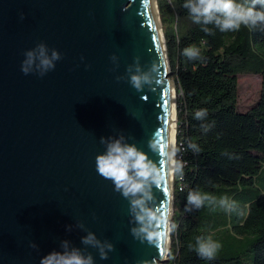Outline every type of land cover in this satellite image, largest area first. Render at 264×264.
Instances as JSON below:
<instances>
[{
    "label": "water",
    "instance_id": "water-1",
    "mask_svg": "<svg viewBox=\"0 0 264 264\" xmlns=\"http://www.w3.org/2000/svg\"><path fill=\"white\" fill-rule=\"evenodd\" d=\"M38 45L60 55L42 76ZM28 51L37 59L24 74ZM163 67L149 0H0V264L65 248L92 264L168 260ZM102 138L142 150L156 183L127 198L115 190L96 170ZM89 233L98 246L82 242Z\"/></svg>",
    "mask_w": 264,
    "mask_h": 264
},
{
    "label": "trees",
    "instance_id": "trees-1",
    "mask_svg": "<svg viewBox=\"0 0 264 264\" xmlns=\"http://www.w3.org/2000/svg\"><path fill=\"white\" fill-rule=\"evenodd\" d=\"M186 3L157 1L179 95L170 255L164 264H264V23L221 32L214 21L195 22ZM237 3L247 8L254 0ZM188 47L199 49V56H185ZM239 74L261 77L259 98L244 111L238 107ZM200 109L207 112L197 119ZM195 191L214 200L197 208L187 200ZM221 197L234 201V209L221 207ZM197 237L220 245L215 258L198 256Z\"/></svg>",
    "mask_w": 264,
    "mask_h": 264
},
{
    "label": "clouds",
    "instance_id": "clouds-1",
    "mask_svg": "<svg viewBox=\"0 0 264 264\" xmlns=\"http://www.w3.org/2000/svg\"><path fill=\"white\" fill-rule=\"evenodd\" d=\"M255 3H259L264 9V0H254L252 7H244L237 3V0H187L184 5L187 7L195 22L199 23L201 20L205 24L215 22L221 32H231L238 30L243 24L244 26H255L257 22L264 23V10H256ZM207 31V29H205ZM39 48V64L37 70L39 75H44L47 71L55 67L54 61L60 59L58 52L53 50L51 57L44 54V46L38 45ZM183 54L190 59H195L199 56V49L195 47L185 48ZM26 59L21 63V71L28 74L29 68L27 65L34 64L37 57L33 51L26 52ZM132 84L139 88L140 80L137 77H132ZM206 109H200L195 113L197 119H201L206 115ZM121 139H112L105 142L102 138L101 142L106 144L105 151L98 153L95 157L96 170L100 176L111 180L115 190L120 191L121 194L127 198L130 195L136 196L138 193H143L145 184L152 180L154 175V165L148 156L136 146L122 143ZM196 148V145H190ZM152 183H156L152 180ZM214 200L207 194H202L199 191L190 192L187 200L189 204L195 205L197 208L204 204L205 200ZM134 206L141 203L140 200L133 202ZM219 204L225 210L231 211L234 209L235 202L229 201L227 197H221ZM153 222L155 217L151 218ZM143 223V220H141ZM164 225L159 226L163 229ZM144 238L152 243L156 241V237H148L145 232ZM83 243L98 246L99 241L89 233L83 238ZM220 245L207 237H197L194 250L201 258L211 260L215 258L217 250ZM101 258L106 256L101 249ZM40 264H92L90 255H83L78 249L63 251H52L44 256Z\"/></svg>",
    "mask_w": 264,
    "mask_h": 264
},
{
    "label": "bare ground",
    "instance_id": "bare-ground-1",
    "mask_svg": "<svg viewBox=\"0 0 264 264\" xmlns=\"http://www.w3.org/2000/svg\"><path fill=\"white\" fill-rule=\"evenodd\" d=\"M152 12V18L154 23L156 41L158 46V51L162 57L164 71H167V65H169L166 54V47L164 42V36L161 28L160 17L158 13L157 0H149ZM167 86V96L169 105L167 106L168 115V139H167V162H166V188L167 196L165 200V210H166V222H165V235L162 239V246L164 253L168 250L170 246V225L169 217L172 216V206H173V172H174V158H175V143H176V86L171 78L166 79ZM165 216V214H164Z\"/></svg>",
    "mask_w": 264,
    "mask_h": 264
},
{
    "label": "rangeland",
    "instance_id": "rangeland-1",
    "mask_svg": "<svg viewBox=\"0 0 264 264\" xmlns=\"http://www.w3.org/2000/svg\"><path fill=\"white\" fill-rule=\"evenodd\" d=\"M157 1L159 5L160 0H157ZM159 12H160V6H159L158 13ZM160 20H161V17H160ZM168 78L172 79L171 76ZM260 90H261V77L259 75L239 74L238 75V107L239 109L244 111L252 107L259 98ZM174 161H175V158H174ZM260 185L264 187V180L260 182Z\"/></svg>",
    "mask_w": 264,
    "mask_h": 264
}]
</instances>
